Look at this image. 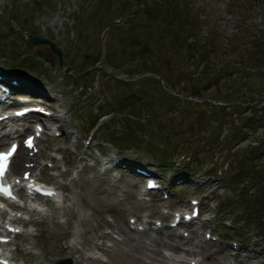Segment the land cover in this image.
I'll return each mask as SVG.
<instances>
[{
    "label": "rangeland",
    "instance_id": "1",
    "mask_svg": "<svg viewBox=\"0 0 264 264\" xmlns=\"http://www.w3.org/2000/svg\"><path fill=\"white\" fill-rule=\"evenodd\" d=\"M25 33H42L62 46L66 63L94 69L74 79L55 67L48 47L29 44ZM145 68L162 77L147 76ZM0 69L37 85L39 91L24 84L17 91L46 100L58 108L55 114L67 109L56 124L68 135L43 136L34 158L45 167L55 160L59 171L67 170L54 178L57 170L46 168L49 183L65 191V205L73 203L77 212L59 216L62 228L50 219L28 226L36 233L29 239L31 252L20 249L22 236L15 240L16 251L9 247L17 260L54 264L68 257L59 247L75 242L79 231L84 255L99 258L80 264H175L188 244L161 248L169 256L162 258L153 253L154 243L144 246L148 232L129 229L128 217L138 223L147 216L153 223L158 216L168 220L163 203L188 209V199L200 198L205 212L200 225L206 223L191 237L205 242L196 256H185V264L195 261L191 258L203 264H264V0H0ZM105 113L94 128L97 115ZM135 143L170 149L175 160L146 157ZM101 150L125 161L126 168L105 175L101 165L83 171L101 159ZM62 157L73 164L68 167ZM15 160H22L18 152ZM126 161L151 167L164 185L170 183L169 199L149 192L152 202L141 207L143 183ZM183 165L190 175L182 174ZM181 176L184 183L175 185ZM80 215L88 217L87 225L77 222ZM249 218L248 225L240 222ZM167 230L151 235L166 241L174 232ZM207 231L218 241L207 240ZM235 241L239 250L233 249ZM101 243L109 251L96 248Z\"/></svg>",
    "mask_w": 264,
    "mask_h": 264
},
{
    "label": "bare ground",
    "instance_id": "2",
    "mask_svg": "<svg viewBox=\"0 0 264 264\" xmlns=\"http://www.w3.org/2000/svg\"><path fill=\"white\" fill-rule=\"evenodd\" d=\"M24 84V86L26 85V87L29 89H33V90H38L37 88V85H34V84H30L29 82H24L22 83ZM34 85V86H32ZM26 88V89H27ZM39 91V90H38ZM40 93H43V90L42 92L40 91ZM67 112V109L65 111H63V114L62 115H56V118L60 119L59 121H62L61 119L64 117L63 115ZM2 125V124H1ZM5 126V125H4ZM1 129H4L3 127ZM59 129V126H57L53 131H57ZM14 134V133H13ZM13 135L9 136L8 135H3L0 137V145H2L6 139H9V138H12ZM55 151H58L59 148L56 147L54 149ZM19 156L21 157L22 156V159L24 158L23 155H24V152L25 150L21 147L19 150ZM17 155V154H16ZM13 157V160H12V166H11V171L14 172L17 168V166H19L22 162L18 161V160H15V156ZM34 156L35 155H32L29 159V162H33L34 161ZM62 160L63 162L66 164V165H69L70 162H68L67 160H65L63 157H62ZM81 160V159H80ZM109 161H111L112 159H108ZM101 161H99L98 159L95 160V164L91 165L90 167H88L87 165H84L83 166V171H86V170H90V169H95V165H99ZM53 169L57 170L56 172V176H64L66 175L67 173V170H60L59 171V163L57 161H54V164H53ZM109 169H105L104 172H108ZM33 172V170H32ZM33 176V174H32ZM145 194V193H144ZM142 194V195H144ZM83 199V198H82ZM124 199V198H123ZM66 200H69V197L68 196H65L64 197V202ZM64 202L62 204H59V205H55L53 203L47 205V207L45 209H29L28 212H29V219L27 222L24 221V223H32L34 225H37L39 222H43V221H47V219H50L54 222V225L57 227V228H62L64 225L62 223L64 222H60L58 221L59 219V216H63L65 217L66 216H69L70 214L72 215H77V212L74 210L73 208V203L72 204H69V205H65ZM144 199L142 197H140L138 199V204H140L141 207H146L147 205L144 203ZM77 222L80 224V225H87L88 222H89V219L86 215H80L77 219ZM142 225H147V232H148V236H147V241L144 243V246L147 247L148 245H150L151 243H154L157 248L155 250H153V253L156 254V255H161V248H166V249H172V250H178L180 245L185 243V242H189V240L191 239H186L184 238L183 236H181L179 233H176V232H171L167 230V238L168 240L166 241H163L159 238H156L154 236L151 235V231L153 230H157L158 233H161V230L159 228H156V227H151L150 226V223H148L147 221H144L143 223H140ZM160 230V231H159ZM136 232H141V231H136ZM76 234V238L78 239H75L74 241L75 242H71V243H66L65 245H62L59 247L60 250H64L68 253V257H65V258H69L73 264H80L82 263L83 261L85 260H91L92 258L94 259V261L96 260L95 256L94 255H88V256H85L84 253V249L81 247L83 246V244L85 243L84 240H82V233L79 232V231H75L74 232ZM33 235V233L29 230V229H25L22 233H21V236H22V240L20 241L21 242V245H23V247H20L21 250L23 251H26L27 253H30V249H32L33 247V243L31 241H29V239H31V236ZM100 237H104V238H107L109 237V233H101L99 235ZM17 245L18 243L15 242ZM199 245H202V243H199ZM108 246L105 245L104 243H101L99 245L96 246V248L100 249L101 251H109V249L107 248ZM118 253V252H117ZM185 255H190V256H196L197 255V252L195 249H188L187 251H185ZM43 258H46V255H42ZM162 258H164L163 255H161ZM248 258V257H247ZM245 259V257H244ZM175 261V264H185L186 263V260L184 257H181V258H178V259H174ZM196 262H199V264H203V261L196 258L195 259ZM39 264H41L40 262H37Z\"/></svg>",
    "mask_w": 264,
    "mask_h": 264
},
{
    "label": "water",
    "instance_id": "3",
    "mask_svg": "<svg viewBox=\"0 0 264 264\" xmlns=\"http://www.w3.org/2000/svg\"><path fill=\"white\" fill-rule=\"evenodd\" d=\"M27 40L30 44L32 45H38V44H42L46 47L49 48V50L56 56V58L58 59V63L56 65V67H61L62 66V61H63V48L60 45H57L55 43V41L49 39L47 36L43 35V34H38L36 36H33L32 34H29L27 37ZM93 69H88L84 72H82L81 74H78V70L72 68V66H68L65 69L66 73H69L71 71H74L76 76L81 77V76H86L88 75ZM55 264H72L70 259H61L58 260Z\"/></svg>",
    "mask_w": 264,
    "mask_h": 264
},
{
    "label": "trees",
    "instance_id": "4",
    "mask_svg": "<svg viewBox=\"0 0 264 264\" xmlns=\"http://www.w3.org/2000/svg\"><path fill=\"white\" fill-rule=\"evenodd\" d=\"M33 60L35 59L34 57L32 58ZM140 69V68H139ZM139 69H137L136 71H138ZM83 70H85V69H83ZM145 71H149V72H151V73H154V74H156V75H159L160 76V74L159 73H157V72H155L154 70H152V69H149V68H145L144 69ZM141 72V71H140ZM167 102H171L170 100H167ZM105 114H107V113H105ZM132 131H134V130H132ZM124 137V135H122V138ZM128 139V137H126V140ZM128 141V140H127ZM136 144V143H135ZM169 145V148H172V144L171 143H169L168 144ZM136 146H138V147H140V148H142V149H144L143 151H144V153L146 154V155H148V156H150V157H154V158H159L160 160H161V158L164 160H161V161H163V162H165L166 160H168V159H171L172 158V152H171V150L169 149V150H167V149H165V148H158V146L156 145H154L153 143H148V144H139V145H137L136 144ZM161 157V158H160ZM211 160H213L212 158H211ZM211 162V161H210ZM188 167V166H187ZM245 177L246 176H248V174H247V172L245 173V175H244ZM259 213V212H258ZM248 215L250 216V218L252 219L253 218V215H251V214H249L248 213ZM248 219V220H243L242 222H244V223H246L247 225L248 224H250L249 223V221H251V219Z\"/></svg>",
    "mask_w": 264,
    "mask_h": 264
},
{
    "label": "snow or ice",
    "instance_id": "5",
    "mask_svg": "<svg viewBox=\"0 0 264 264\" xmlns=\"http://www.w3.org/2000/svg\"><path fill=\"white\" fill-rule=\"evenodd\" d=\"M29 145L31 146V141H29ZM15 152V146H13L12 152L7 154H0V172H2L3 167L7 164L8 157L11 156ZM151 186V185H150Z\"/></svg>",
    "mask_w": 264,
    "mask_h": 264
}]
</instances>
